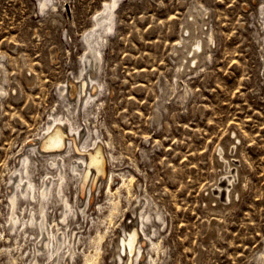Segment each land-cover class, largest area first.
Wrapping results in <instances>:
<instances>
[{
    "label": "rangeland",
    "instance_id": "1",
    "mask_svg": "<svg viewBox=\"0 0 264 264\" xmlns=\"http://www.w3.org/2000/svg\"><path fill=\"white\" fill-rule=\"evenodd\" d=\"M104 1L46 0L41 10V0H0V264H33L32 241L8 229L9 177L56 113L100 134L113 172L90 216L68 218L79 236L70 264L94 252L98 233L95 264H112V242L142 201L163 218L152 236L160 249L144 264H264V0H118L92 70L101 92L78 110L60 85L76 84L83 36ZM191 34L203 38L196 57L186 53ZM219 147L238 170L229 201ZM65 190L75 201L71 180ZM26 206L20 199L17 211ZM56 208L49 219L59 221Z\"/></svg>",
    "mask_w": 264,
    "mask_h": 264
},
{
    "label": "bare ground",
    "instance_id": "2",
    "mask_svg": "<svg viewBox=\"0 0 264 264\" xmlns=\"http://www.w3.org/2000/svg\"><path fill=\"white\" fill-rule=\"evenodd\" d=\"M45 5L46 0H41V10ZM117 8L118 0L104 1L100 9L94 13L93 18L91 17L93 27L83 36L85 46L84 52L81 55L80 76L77 77L76 84L68 80L66 84L60 85V92L69 96L72 100L70 103H75L78 110L85 106H91L96 96L101 92V83L99 80H96L94 71L92 70L100 71L98 69L100 68V61H102L103 41L105 34L113 29L115 22L114 12ZM189 39L190 46L186 53L191 52L192 57H196L203 47V38L202 36L191 34ZM182 47L185 46L183 45ZM180 50V52H182L183 49L181 48ZM189 62L191 63L192 60ZM194 62L193 60V63ZM180 65H183L182 57H180ZM94 82H97V87H95L96 83ZM75 90L76 93L74 94ZM2 92L3 89L0 88V94ZM60 115L56 113L52 114L51 117L48 116L50 118L46 121L41 133H38V139H34L25 144L26 150L16 159L15 166L9 177L8 185L11 186V190L7 193L8 229L10 231L16 230V232H20L22 237H26L27 240L30 239V241H32L34 260L31 263L33 264L38 263V255L43 257L45 264H70L73 261L75 253H77L75 252L74 245H76L75 240H77L79 236L77 237L76 235L77 238L75 240L72 239L76 227H71L68 220L69 216H71L72 219L76 218L77 223L81 220L78 214L83 215V220L87 215L90 216L93 195L101 188L106 177H108L106 178L108 187L106 192H112L110 189L112 187H110L109 183L113 178V172L110 168L108 170L110 164L107 165V163H109L108 157L104 154L105 145L102 146L103 144L98 142L100 134L95 133L99 136H91V129L89 130L87 127L79 128L70 123L67 125L66 122L69 120L66 119L67 121H65L66 116L62 117ZM50 131L51 133L49 134ZM68 131L74 132L75 135H77V139L73 137L74 135H68ZM100 141L102 142V140ZM104 143H107V141L105 140ZM234 143H236L235 140L232 143L233 146ZM235 145L237 146V144ZM61 146L62 148L60 149L59 147ZM71 147H73L74 151L77 153L74 156L71 155ZM92 149L94 150L91 152ZM222 150V147L218 148V157L222 159V161H220V166L223 169V177L226 180L223 185L225 188V190L223 189V197L225 201H229L228 199H230L233 190L230 186L233 185L232 182L238 173L236 174L237 169L230 171V160L228 159V161L227 158L223 156ZM31 152H33V154L30 155ZM101 155V162H99V156ZM65 157L69 158L68 161ZM87 158H89L90 161L89 166L95 167L92 170L90 169V176L85 182L83 180V173ZM238 160L235 161L238 163ZM39 161L41 162V166H45L46 171L43 172L44 174L42 176L39 173V177L41 176L39 179L41 180H39L40 183H37L33 174L37 172V163ZM100 163L102 164L104 177L96 178V180L93 181V175L99 170L98 166H100ZM70 180L72 181V186L75 188V201L70 199L69 194L65 190ZM92 181L93 185L91 186ZM217 192H220L219 188ZM20 199L24 200L27 206L25 208H20L18 212ZM145 203L146 202L142 201L133 209H129L130 221L126 220L125 225L123 227L121 226L122 229L119 231V235L111 245L112 264H144L142 259L144 260V258H146L144 257L145 253H147V257H151L152 253L150 254V251L157 252L156 250L160 249L159 241L153 240L152 236L156 235L158 231L155 227L154 220L163 221V218L159 210H152L149 205H145ZM57 206L58 208H56ZM110 206L107 216L111 220V216L118 206L116 204ZM55 208L57 209V212L55 210V216L59 213V221L53 218L49 219L52 217L51 214H53ZM24 213H26V215H24ZM20 214L23 215L22 218H20ZM147 224H149L148 232L145 229ZM61 225H64V227ZM66 229L68 230L67 233L65 231ZM96 235V237H92L89 241L91 245H94V252L87 253L89 252L87 251L84 254L82 264H95L97 259L96 255H100L99 244L104 236L100 233ZM144 238H147L146 240L149 241L147 244ZM124 242L127 244V249L124 246ZM130 252L133 254H130ZM156 254L154 255L156 256ZM129 255H131V257H129ZM151 259L152 258H150L149 262H151ZM152 260H154V258ZM153 264H156V262L153 261Z\"/></svg>",
    "mask_w": 264,
    "mask_h": 264
},
{
    "label": "water",
    "instance_id": "3",
    "mask_svg": "<svg viewBox=\"0 0 264 264\" xmlns=\"http://www.w3.org/2000/svg\"><path fill=\"white\" fill-rule=\"evenodd\" d=\"M50 133H51V131L49 132V134H50ZM49 134H48V136H49ZM87 159H88V158H87ZM86 164H87V160H86ZM95 179H96V177L93 178L94 181H95ZM84 181L86 182V180H84ZM92 185H93V183H92ZM92 185H91V186H92ZM90 200H91V198H90Z\"/></svg>",
    "mask_w": 264,
    "mask_h": 264
}]
</instances>
